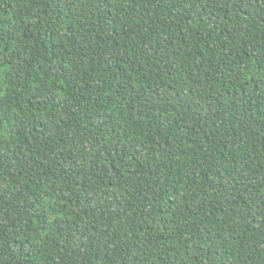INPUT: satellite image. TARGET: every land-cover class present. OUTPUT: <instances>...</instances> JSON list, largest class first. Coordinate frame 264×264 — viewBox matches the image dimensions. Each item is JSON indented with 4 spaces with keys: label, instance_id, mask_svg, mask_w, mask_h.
Returning a JSON list of instances; mask_svg holds the SVG:
<instances>
[{
    "label": "trees",
    "instance_id": "obj_1",
    "mask_svg": "<svg viewBox=\"0 0 264 264\" xmlns=\"http://www.w3.org/2000/svg\"><path fill=\"white\" fill-rule=\"evenodd\" d=\"M0 264H264V0H0Z\"/></svg>",
    "mask_w": 264,
    "mask_h": 264
}]
</instances>
